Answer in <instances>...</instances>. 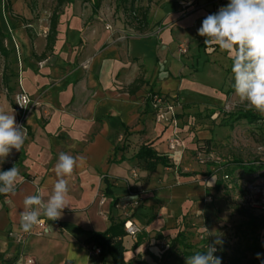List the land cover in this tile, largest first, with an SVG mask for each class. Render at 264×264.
<instances>
[{
  "label": "crops",
  "instance_id": "0c3cea01",
  "mask_svg": "<svg viewBox=\"0 0 264 264\" xmlns=\"http://www.w3.org/2000/svg\"><path fill=\"white\" fill-rule=\"evenodd\" d=\"M191 2L102 0L95 9L94 0H76L62 8L53 51L47 50L50 21L43 30L41 19L34 16L15 21L27 24L17 30L25 59L19 84L33 103L24 146L13 149L0 164V170L15 165L23 177L16 195H0V264H24L26 255L35 264H99L84 241L92 233L107 231L113 222L127 220L141 232L124 237L125 260L166 263L169 242L178 236L185 218L203 217L216 224L225 206L219 198L223 186L218 187L225 174L220 176L215 164L199 165L197 153L212 150L216 136L210 123L197 124L189 106L218 96L210 88L195 91L183 77L188 67L178 48L186 32L177 26L218 2L207 0L194 12L186 8ZM185 8L193 13L186 16ZM143 10L147 23L142 21ZM64 52L68 57L61 59ZM7 90L0 96V109L14 111L18 123L15 97L12 100ZM156 93L179 97L183 104L177 118L184 144L175 152L169 149L173 128L156 121L151 103ZM212 112L213 117L219 114ZM199 113L206 115L205 108ZM142 146L165 156L171 165L150 171L148 162L137 158ZM62 152L85 158L68 177L70 206L60 219L47 220L45 236L16 244L9 232L21 229L23 200L38 190L44 198L51 194L57 179L54 166ZM138 240L141 245L135 248ZM107 264H114L110 257Z\"/></svg>",
  "mask_w": 264,
  "mask_h": 264
},
{
  "label": "rangeland",
  "instance_id": "374dc122",
  "mask_svg": "<svg viewBox=\"0 0 264 264\" xmlns=\"http://www.w3.org/2000/svg\"><path fill=\"white\" fill-rule=\"evenodd\" d=\"M206 1L192 0L186 8L194 9V12L204 8ZM75 2L76 0H73L69 4ZM217 2L218 5L204 11L191 12L193 14L183 18L177 26L182 28L184 33L186 32L179 40L180 42L185 40V42L178 48L179 55L183 57V61L188 67L186 76L183 77L187 82L193 84L192 87L195 91H210L212 89L213 93L217 94L215 96H218L217 100L213 99L205 103L195 102L191 103L189 107L193 108L197 124L202 125L208 122L214 126L211 131L215 134L216 139L211 156L216 160L215 170L220 176L225 174L227 170L225 164L229 161L233 162L231 164L233 168L238 167V163L245 162L246 165L253 166L251 168L255 171L251 172L247 166L243 167L242 169H245L243 173L238 170L231 175V178H238L236 185L227 182V188L219 190L221 196L219 198L224 201L225 206L218 211L216 224L213 225L212 220L208 218H192L190 216L191 219L185 218L180 223V234L183 235L185 243L193 245L194 249H184L182 245L171 239L165 264H185L187 256H185L184 250L187 252L202 251L203 253L206 251L204 249L206 245L213 243L216 239H220L222 243L217 245L218 251L214 254L222 258V264H247L257 256V253H264V218L259 223L260 228L256 230L248 228V218L245 212L238 207V202L242 200L240 196L245 188L249 191L253 184L264 186V167H261L264 165V116L246 108L244 104L240 103L235 92H229L233 77L229 73L232 64L229 54L219 48H205L204 37L197 34L202 20L208 14L207 11H210L211 14L215 13L229 0H217ZM55 5L56 0H0V21L3 30L8 34L5 44L9 50L7 59L0 52V96L6 95L9 87L10 97L14 100L20 90V72L25 59L23 49L17 40V30L18 27H26L27 24L24 23L22 26L20 22L15 21H20L24 15L34 16L41 19L40 28H42L49 24ZM75 8H77L76 4ZM186 8L183 10V14L187 16L191 13ZM77 12V16L80 18L83 16L88 20L85 13ZM72 24L74 25L75 22ZM29 25L32 23L30 22ZM57 41V39L54 40L53 47ZM69 47L71 46H66L67 53ZM67 53L64 55V52L61 59L68 57ZM8 63L9 70H6ZM220 69L228 71V75ZM12 73L14 74L12 75ZM6 76L9 78L8 86L5 85ZM175 100L182 104L179 97H175ZM203 107L206 115L199 113ZM213 110H216L220 115L217 114L213 117ZM242 110L253 111L259 118L253 123L244 119H236L234 115ZM199 165L206 166L207 164L199 163Z\"/></svg>",
  "mask_w": 264,
  "mask_h": 264
},
{
  "label": "clouds",
  "instance_id": "9594fccd",
  "mask_svg": "<svg viewBox=\"0 0 264 264\" xmlns=\"http://www.w3.org/2000/svg\"><path fill=\"white\" fill-rule=\"evenodd\" d=\"M197 34L204 37L205 48H219L229 54L235 95L246 108L264 116V0H229L202 20ZM25 140L26 128L16 122L14 111L9 114L0 109V164L6 161L13 149L21 151ZM84 159L64 152L59 154L54 166L57 179L51 194L44 198L37 192L23 200L19 224L24 233H31L43 223L42 216L48 221L62 217L64 209L70 206L68 177ZM22 180L15 165L8 170H0V195H16L18 183ZM221 243L216 239L207 244L205 252L197 251L187 256L185 264H222V258L214 254ZM256 255L259 258L261 254Z\"/></svg>",
  "mask_w": 264,
  "mask_h": 264
},
{
  "label": "trees",
  "instance_id": "16d2710c",
  "mask_svg": "<svg viewBox=\"0 0 264 264\" xmlns=\"http://www.w3.org/2000/svg\"><path fill=\"white\" fill-rule=\"evenodd\" d=\"M72 1L73 0H56V6L53 10L51 17H50V28H49V33L47 35V50L48 51H53V44H54V40L56 39V36L58 34L57 27L59 25L60 16L62 14V8L66 4H68ZM101 1L102 0H94V8L95 9H99ZM153 1H155V0H148L149 3H152ZM141 15H142V21L147 23L148 15H147L146 10H143ZM22 21H23V23H26V20H22ZM7 38H8V34L3 30L2 25H1V21H0V52L2 53V55H4V57L6 59L8 58V54H9V50L5 44V41ZM6 70H9V63L6 65ZM229 73L232 74L231 67L229 68ZM13 74L14 73H12V75ZM233 83H234V81H233V77H232L231 85H230V89H229L230 93L234 92ZM8 84H9V78L6 76L5 85L8 86ZM8 89H10V88L8 87ZM234 117L236 119H244V120L249 121L251 123L255 122L259 118L253 111H245V110L237 112L234 115ZM200 149H203V148L201 147ZM212 151L213 150H211V149L210 150L206 149V150L202 151L204 154H206L210 157V159L205 163L207 165H209V163H211V164L216 163V160L213 159L211 156ZM137 158L142 159V160H146L148 162L147 167L150 171L155 170L156 167L160 164H162L164 166H170L171 165L168 158H166L165 156L158 155L157 152H155L154 150H152L148 146H142V148L140 149V151L137 155ZM232 163L229 161L227 164H225V166L227 167V170L225 171L223 181L221 180L218 183L219 188H221L222 186H223V188L224 187L227 188V186H228L227 182H232L234 185H236L235 183L237 182L238 178H236V177L231 178V175L238 172V170L243 173L245 171V169H242L243 167L247 166V169L249 171H251V172L255 171L254 169L251 168L253 166L246 165L245 162L238 163V165H237L238 167H235V168L231 167ZM261 167H264V165ZM8 169H10V168H5L3 170H8ZM226 175L229 176L230 180L225 179ZM249 194H250V190L248 191L247 188H245V191L242 193V196H240V199H242V200L238 202V204H239L238 207H239V209H241L245 212V215L248 218L247 227L256 230L257 228H260L259 223L264 218V213L253 208L250 205V203L248 202V199H247ZM125 223L126 222H124V221L113 222L112 226L107 231L92 233L84 241V245L88 250L94 251V248L100 249V253L98 254L99 264H107V258L108 257H110L112 259L114 264H142V262L139 260H135V261H131V262H127L125 260L126 249L124 247L123 239L125 236L128 235L127 231L125 229ZM174 241L176 243L182 245L184 247V249H190V250L194 249L193 245L185 243L183 235L180 233L174 239ZM139 245H141L140 240H138V242L136 243L135 248H137ZM184 251H185L184 252L185 256H190V255L195 253L193 251H190V252H187L186 250H184ZM164 260H166V258ZM160 264H165V263L162 262ZM247 264H264V253L261 254L259 258H257V256L254 257L252 260L248 261Z\"/></svg>",
  "mask_w": 264,
  "mask_h": 264
},
{
  "label": "built area",
  "instance_id": "2783aa9c",
  "mask_svg": "<svg viewBox=\"0 0 264 264\" xmlns=\"http://www.w3.org/2000/svg\"><path fill=\"white\" fill-rule=\"evenodd\" d=\"M32 98L31 96L23 89L20 90L15 95V111L18 116V124L23 125L26 128V120L32 109ZM151 103L155 110L156 121L159 123H166L173 128V136L169 140V149L173 152L177 151L180 147L183 146V139L180 137V124L177 118V109L181 106L179 102L175 100L174 97L156 93L151 97ZM23 105L24 107L20 106ZM197 159L200 163H206L210 157L203 152L197 153ZM132 175L134 178L138 177V172L133 170ZM225 179H229V176H225ZM250 194L248 196V202L250 205L264 213V186L261 184L251 185ZM37 192L40 193L38 190ZM37 194V193H36ZM107 199L106 195H102V202H105ZM140 201L136 202V205H139ZM43 223L36 226L31 233H24L21 229L18 231H10L9 237L16 244H23L30 237H43L48 232V222L45 217H41ZM125 229L127 234L130 236H137L141 232V228L132 222L127 220L125 223ZM96 255L100 253V249L94 248L93 251ZM24 264H35V260L30 256H24Z\"/></svg>",
  "mask_w": 264,
  "mask_h": 264
}]
</instances>
